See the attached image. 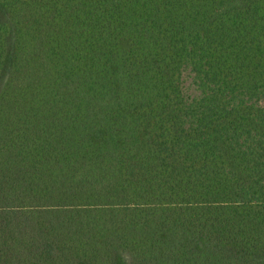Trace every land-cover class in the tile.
Listing matches in <instances>:
<instances>
[{
    "label": "trees",
    "instance_id": "1",
    "mask_svg": "<svg viewBox=\"0 0 264 264\" xmlns=\"http://www.w3.org/2000/svg\"><path fill=\"white\" fill-rule=\"evenodd\" d=\"M263 100L264 0H0V264H264Z\"/></svg>",
    "mask_w": 264,
    "mask_h": 264
},
{
    "label": "rangeland",
    "instance_id": "2",
    "mask_svg": "<svg viewBox=\"0 0 264 264\" xmlns=\"http://www.w3.org/2000/svg\"><path fill=\"white\" fill-rule=\"evenodd\" d=\"M182 85H183V90H184L185 96L190 97V96H193V95L198 93L196 88H195V86H194V84H193V82H192V77H191L190 74L185 73L183 75V83H182ZM262 104L264 106V100L262 101Z\"/></svg>",
    "mask_w": 264,
    "mask_h": 264
}]
</instances>
